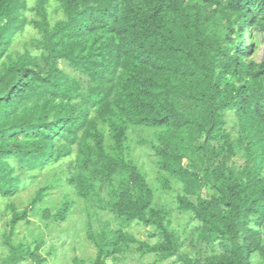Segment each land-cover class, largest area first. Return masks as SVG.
I'll return each mask as SVG.
<instances>
[{
  "label": "trees",
  "instance_id": "trees-1",
  "mask_svg": "<svg viewBox=\"0 0 264 264\" xmlns=\"http://www.w3.org/2000/svg\"><path fill=\"white\" fill-rule=\"evenodd\" d=\"M49 2L34 5L42 53L11 57L13 38L27 25V0H0V195L21 189L17 167L38 169L75 153L68 182L80 197L108 183L104 207L161 235L152 245L123 229L104 230L94 239L93 264H107L131 244L183 264H255L257 257L264 264V57L246 58L250 27L264 31V0H64L67 18L54 25ZM228 110L239 118L237 141L225 128ZM131 126L160 129L153 148L160 169L184 184L179 210L193 213L200 238L220 247L206 263L180 254L171 211L153 206L146 173L127 159ZM237 149L244 157L238 169L231 164ZM203 182L219 195L193 199ZM46 190L23 211L13 208L6 264L27 256L44 264L42 241L33 248L13 237ZM71 204L44 215L65 220Z\"/></svg>",
  "mask_w": 264,
  "mask_h": 264
},
{
  "label": "rangeland",
  "instance_id": "rangeland-1",
  "mask_svg": "<svg viewBox=\"0 0 264 264\" xmlns=\"http://www.w3.org/2000/svg\"><path fill=\"white\" fill-rule=\"evenodd\" d=\"M36 2L37 0H27V8L23 11L27 17V25L14 36L8 54L11 57H17L26 50H31L36 55L42 53L38 42L43 34L34 25V21L40 19L34 10ZM47 9L52 25L67 18L64 0H50ZM248 43L250 47L246 51V58L256 63L261 62L264 57V31L250 27ZM60 66L75 76L79 75L64 61ZM226 120L227 134L232 141H237L240 127L236 111L228 110ZM104 128L107 131L106 143L108 148L112 149L113 141L109 137L107 126ZM159 132L160 129L131 126L125 155L146 173L148 183L154 190L153 206H164L171 211V228L178 230L181 236L180 254L199 257L206 263V259L221 251L220 247L200 238V232L197 230L200 223L193 213L179 210L178 195L184 194V184L159 167V157L153 148V144L158 143ZM236 152L231 164L238 169L244 157L238 149ZM193 158L198 160L197 156ZM74 159L75 153L33 170H26L27 168L24 169V166L18 164L22 167H17L16 171L22 176L21 189L10 197L0 195V264H6L5 259L11 253L5 242V234L12 219L13 208L23 211L36 198L38 190L42 187H47L44 199L30 212L29 222L21 221L18 224L13 241L31 244L33 248L36 247V243L42 241L38 252L44 264H93L98 254V246L94 239L104 230L123 229L139 241H146L152 245L160 241V232L154 226H145L139 220L125 224L111 210L104 207L101 199L108 201L111 198V187L108 183L99 184L97 191L88 198L80 197L68 182ZM203 165V159H199L197 166L201 168ZM164 180L169 181V187L164 186ZM217 195L219 194L211 187V183L203 182L196 194L191 197L213 198ZM66 201L72 204L65 220H56L52 216L47 218L44 215L45 210L54 215ZM137 245L131 244L125 252L117 254L116 258H108L107 264H183L176 257L160 260L156 254H141L136 249ZM261 262L260 257L255 259V264ZM20 264L35 262L27 256Z\"/></svg>",
  "mask_w": 264,
  "mask_h": 264
}]
</instances>
